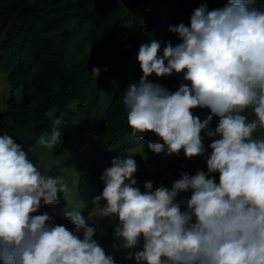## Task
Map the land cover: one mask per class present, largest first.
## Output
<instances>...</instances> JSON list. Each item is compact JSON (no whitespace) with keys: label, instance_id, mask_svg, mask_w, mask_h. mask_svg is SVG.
<instances>
[{"label":"clouds","instance_id":"obj_1","mask_svg":"<svg viewBox=\"0 0 264 264\" xmlns=\"http://www.w3.org/2000/svg\"><path fill=\"white\" fill-rule=\"evenodd\" d=\"M254 3L200 4L187 25L167 26L178 43L161 48L150 39L138 47L141 75L122 96L128 135L150 131L162 141L148 142L152 152L185 157L205 153L202 130L217 138L208 144L206 171H181L169 187L153 189L148 180L141 191L130 154L103 169V187L91 199L99 216H115L121 243L113 247L127 249L135 264H264V137L254 136L264 131V10ZM99 72L91 70L95 78ZM173 72L188 81L174 91L147 79ZM196 107L209 109L204 119L192 113ZM61 123L52 119L40 145L60 142ZM66 191L63 177L43 174L9 134L0 135V264H115L79 210L63 213L71 230L48 212L35 214ZM182 192L190 194L176 200Z\"/></svg>","mask_w":264,"mask_h":264},{"label":"trees","instance_id":"obj_2","mask_svg":"<svg viewBox=\"0 0 264 264\" xmlns=\"http://www.w3.org/2000/svg\"><path fill=\"white\" fill-rule=\"evenodd\" d=\"M141 1L133 4L131 14ZM225 3L226 0H203L201 4L211 10ZM145 4L147 10L139 27L131 31L134 33L119 35V28L128 19L118 18L115 0H0V65L7 71V81L13 87H21L24 94L20 103L10 104L0 115V135L9 134L34 163L40 161L36 153L39 148L51 162L65 153L73 156L69 160L73 168L65 172L64 181L67 200L76 205L42 204L35 213L48 212L53 223L63 224L69 230L73 225L64 216L65 209H78L81 215L89 217L97 205L91 198L103 187L99 176L113 157L133 155L136 162L133 175L141 191L148 180L152 181L153 189L160 185L169 187L181 171L189 175L197 169L206 171L204 156L210 151L211 139L217 137H207L203 130L205 153L192 157H185L182 150L168 155L152 152L148 142L162 141L150 131L142 136L128 135L123 92L141 75L136 60L139 45L155 39L164 21L159 0H146ZM253 6L264 10V0H255ZM194 8L187 10L176 24L187 25ZM178 42L173 33L170 43ZM93 67L100 69L96 78L91 74ZM147 79L170 91L176 90L180 83H188L182 72L160 77L150 74ZM191 111L204 119L209 109L196 107ZM76 114L81 120L95 124V129L78 135L74 142L72 127ZM244 114L248 119L254 118L250 109ZM53 118L62 121L60 142L49 149L40 145L39 138L50 133ZM217 120L213 116L208 129H214ZM254 136L264 137V131L258 130ZM161 162L172 181L159 171ZM37 166L42 173H54V177L60 173L54 166L40 163ZM72 190L76 197L72 196ZM189 194L179 193L175 199H185ZM58 210L62 211L55 217ZM117 224L115 216L95 218L94 238L106 253L113 254L115 264H135L125 258L127 249L113 247L121 243L116 235Z\"/></svg>","mask_w":264,"mask_h":264},{"label":"rangeland","instance_id":"obj_3","mask_svg":"<svg viewBox=\"0 0 264 264\" xmlns=\"http://www.w3.org/2000/svg\"><path fill=\"white\" fill-rule=\"evenodd\" d=\"M146 0H142L140 3H138V6L134 10V12L131 14L132 6L137 0H115V6L117 8V16L118 18H124L128 19V24L126 23L125 26L120 27L118 34L119 35H125L128 32L134 31L139 27V25L142 23V18L144 17V13L147 10V6L145 4ZM203 0H159V8L162 11L164 15V21L162 22L161 26L158 28V30L155 33V39L161 42V45H164L165 41H172L173 39V33H170L167 30L168 25H176L178 21H181L187 12L191 7H197L202 3ZM134 33V32H131ZM24 98V94L22 92L21 87H13L8 81H7V71L0 65V115H4V112L6 111L7 107L12 103H20ZM95 129V124L89 123L85 120H81L79 118V115H75L72 132H73V140L75 142V139L80 134H85L89 131H93ZM36 153H38V163L36 164H45L48 167L54 166L58 169L60 173H57L56 176L63 177L64 180H66L65 172L68 170H71L73 166L69 162V160L73 159V156L70 153H65L61 156V158H57L55 161H49L39 148L36 150ZM152 167H155V164H150ZM159 171L170 181H172V177L167 172L166 168L164 167L163 163L161 162L158 165ZM45 175L53 176L54 173H43ZM64 174V175H62ZM54 177V176H53ZM68 191L61 194L58 192V204L59 206L69 205L75 206V203H70V201L67 200L66 194ZM72 196L76 197L75 193L72 190ZM75 202V201H74ZM71 204V205H70ZM50 205V204H49ZM41 210V207L38 209V211ZM66 210V209H65ZM78 210V209H76ZM62 210H58L55 213V217L60 213ZM90 219L88 220V223L92 226L95 225V218H100L98 214V205L94 208L92 213L89 215Z\"/></svg>","mask_w":264,"mask_h":264}]
</instances>
